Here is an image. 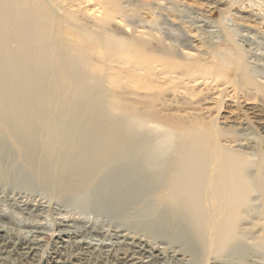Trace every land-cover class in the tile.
Here are the masks:
<instances>
[{
	"label": "rangeland",
	"instance_id": "1",
	"mask_svg": "<svg viewBox=\"0 0 264 264\" xmlns=\"http://www.w3.org/2000/svg\"><path fill=\"white\" fill-rule=\"evenodd\" d=\"M38 1L50 21L36 31L45 58L38 68L47 99L41 114L55 140L62 131L60 111L80 94L71 83L76 76L91 91L81 105L104 98L101 110L110 120L131 123L138 140L161 143L154 163L159 171L173 168L187 145L199 140L203 156L238 161L246 180L235 206L225 199L222 168L207 172L201 230L185 220H162V209L115 211L98 196L61 204L44 192L11 190L5 181L1 238L10 244L32 240L35 248L24 255L8 250L0 263L264 264V93L257 88L264 86V0H114L108 7L117 12L109 13L105 33L94 26L104 15L102 0H63L65 10L54 13ZM83 30L88 40L79 35ZM132 41L147 47L131 56ZM114 102L134 106L140 119L124 118ZM149 221L164 229H145ZM227 227L233 238L219 251L220 230ZM130 238L147 240L150 253L135 252Z\"/></svg>",
	"mask_w": 264,
	"mask_h": 264
},
{
	"label": "bare ground",
	"instance_id": "2",
	"mask_svg": "<svg viewBox=\"0 0 264 264\" xmlns=\"http://www.w3.org/2000/svg\"><path fill=\"white\" fill-rule=\"evenodd\" d=\"M62 1L42 0L52 12L65 10ZM113 1L100 2L104 15L94 26L102 33L107 32L110 24L109 13L117 12L116 6L108 7V4H114ZM68 16L76 19L74 13L69 12ZM46 19L47 14L38 0H0V187L6 186L7 182L11 190L30 194L44 192L61 204L98 196L108 209L115 211L144 212L143 206L152 211L162 209L157 214L162 220H185L190 228L201 230L206 226L201 200L207 187L205 175L209 171L213 173L214 167L219 165L225 174L222 183L225 199L235 206L241 201L246 174L240 171L238 161L221 159L218 154L203 156L200 153L202 142L197 140L187 145V150L175 160L173 168L159 171L154 163L159 160L156 149L161 143L138 140L133 136L134 130L129 128L131 123L123 125L118 120H110L101 110L104 98L102 101L91 98L88 105H81L80 99L91 97V91L76 76L71 83L80 94L75 102L60 111L62 131L55 140L51 135L54 130L41 114L47 99L38 68L45 58L41 56L43 42L36 37V31L50 26ZM81 32L79 35L83 39L90 38L84 30ZM123 40L130 41L125 37ZM130 44L128 54L131 56L136 48L147 47L144 41ZM187 55L192 54L188 52ZM257 88L264 93L263 85L259 84ZM112 105L122 111L124 118L140 119L134 106L123 102ZM252 110L255 117L260 115L258 106H253ZM226 119L231 124L237 121L231 115ZM144 203H149V207L146 208ZM148 223L145 229L151 228L155 234L163 228L162 225L150 226L151 221ZM1 237L0 261L9 251L27 254L35 248L32 240L10 244ZM219 238L218 249L223 251L233 238L230 228H222ZM192 240L190 236L186 237V242ZM146 241L144 238H130L129 246L141 255H148L150 248ZM121 264L133 263L132 260H123Z\"/></svg>",
	"mask_w": 264,
	"mask_h": 264
}]
</instances>
